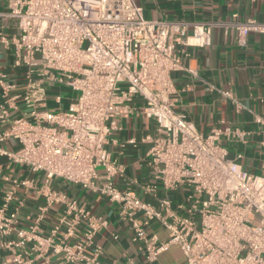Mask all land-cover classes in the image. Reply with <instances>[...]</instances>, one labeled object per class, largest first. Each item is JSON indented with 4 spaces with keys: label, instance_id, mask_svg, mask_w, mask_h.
<instances>
[{
    "label": "built area",
    "instance_id": "obj_1",
    "mask_svg": "<svg viewBox=\"0 0 264 264\" xmlns=\"http://www.w3.org/2000/svg\"><path fill=\"white\" fill-rule=\"evenodd\" d=\"M9 9L17 35L7 39L0 34V43L12 47V67L22 70L23 87L10 95L16 85L0 71V123L9 125L0 141L18 146L0 155L41 174L45 199L28 229L18 231L22 242L38 237L45 213L61 203L58 224L46 239L52 252L62 255L64 264H103L95 237L106 221L54 191L52 182L59 179L115 203L148 264H156L168 246L177 247L187 264H264V175L228 161L219 144L224 133L239 138L242 133L225 128L204 135L187 115L174 111L172 102V74L185 70L196 77L182 65L185 48L210 47L218 27L233 28L237 45L244 48L249 33L264 35V15L261 21L228 24L148 21L134 0H12ZM50 85L69 88L77 97L67 108L51 112ZM224 96L234 101L229 92ZM53 103L60 107V94ZM136 115L155 124L142 141L155 182L145 192L155 194L160 186L165 196L159 209L115 184L123 169L111 159L109 137L122 119ZM255 121L264 146V119L256 116ZM30 184L10 180L0 206V234L15 229L24 205L17 189ZM180 188L187 194L173 209L166 193ZM151 222L164 229L165 242L146 236ZM60 229L62 239L54 242ZM71 238L77 239L70 243ZM13 264L28 262L16 255Z\"/></svg>",
    "mask_w": 264,
    "mask_h": 264
},
{
    "label": "crops",
    "instance_id": "obj_2",
    "mask_svg": "<svg viewBox=\"0 0 264 264\" xmlns=\"http://www.w3.org/2000/svg\"><path fill=\"white\" fill-rule=\"evenodd\" d=\"M0 0V34L7 39L17 35L16 21L9 16V3ZM142 8L144 19L148 21H187L204 24L207 22L232 23L247 19L261 21L264 15L263 0H134ZM11 46L0 43V71L7 80L16 85L10 95L19 94L23 87L21 69H14ZM184 69H192L196 77L181 70L172 74L175 93L172 95L174 111L187 115L196 129L207 134L213 129L229 128L242 133L222 134L219 144L227 151L228 161L238 163L249 173L264 175L261 163L264 161V146L261 145V126L255 121L264 119V35L249 33L247 43L241 48L236 43V34L231 27H218L212 31V45L206 48H185L182 55ZM229 92L231 98L224 96ZM4 100L0 89V101ZM69 102L67 103V105ZM236 104L239 106L237 107ZM14 113L13 115H18ZM155 124L140 116H129L119 123V130L109 137L108 149L114 164L121 166L123 174L115 184L120 191L132 190L144 202L159 209V200L164 191L157 186L156 193L145 192L147 186L155 184L149 159L146 157L148 145L142 140L152 134ZM9 125L0 123V133ZM134 143H128L129 140ZM18 146L13 140L0 141V150L15 151ZM8 179V180H5ZM31 181L29 186H20L17 196L24 201L17 215L15 229L7 235L0 234V264H13L14 257L20 255L28 264H64L62 255L54 254L46 239L58 224L63 204L55 203L45 213L40 223L38 237L22 242L19 230H27L33 223L39 208L45 206L40 192L42 175L31 174L25 166L9 162L0 155V206L10 180ZM52 188L67 200L76 201L92 216L101 217L107 226L95 237L101 247L103 264H148L142 244L134 240V233L128 220L121 217L118 206L106 197L77 185L55 179ZM187 190L180 188L169 191L166 197L175 206L185 198ZM13 206V205H12ZM181 215V211H176ZM142 224V217L137 216ZM80 231V229H79ZM146 236L155 235L160 243L167 234L156 222L145 227ZM63 229L53 237L54 242L62 239ZM77 238H71L73 242ZM156 264H187L177 247L168 246L157 258Z\"/></svg>",
    "mask_w": 264,
    "mask_h": 264
},
{
    "label": "rangeland",
    "instance_id": "obj_3",
    "mask_svg": "<svg viewBox=\"0 0 264 264\" xmlns=\"http://www.w3.org/2000/svg\"><path fill=\"white\" fill-rule=\"evenodd\" d=\"M60 94L62 98V103L56 105L53 103V98L55 95ZM47 97H48V110L51 112H58L59 108L62 110L67 108V103L71 100H74L77 97V94L73 93L69 88L59 86V85H50L47 89Z\"/></svg>",
    "mask_w": 264,
    "mask_h": 264
}]
</instances>
